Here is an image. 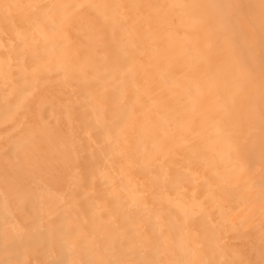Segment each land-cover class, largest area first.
Here are the masks:
<instances>
[{"label": "bare ground", "instance_id": "1", "mask_svg": "<svg viewBox=\"0 0 264 264\" xmlns=\"http://www.w3.org/2000/svg\"><path fill=\"white\" fill-rule=\"evenodd\" d=\"M0 264H264V0H0Z\"/></svg>", "mask_w": 264, "mask_h": 264}]
</instances>
